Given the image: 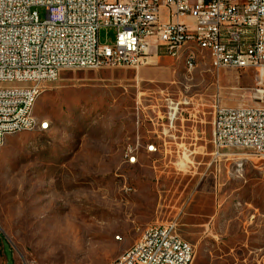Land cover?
Segmentation results:
<instances>
[{
  "label": "rangeland",
  "instance_id": "1",
  "mask_svg": "<svg viewBox=\"0 0 264 264\" xmlns=\"http://www.w3.org/2000/svg\"><path fill=\"white\" fill-rule=\"evenodd\" d=\"M116 34L103 27L100 44ZM200 55L192 73L164 56L44 83L34 112L48 129L0 147V264H108L147 225L173 220L192 264H264V160L212 145L217 96L264 105L261 77Z\"/></svg>",
  "mask_w": 264,
  "mask_h": 264
},
{
  "label": "built area",
  "instance_id": "2",
  "mask_svg": "<svg viewBox=\"0 0 264 264\" xmlns=\"http://www.w3.org/2000/svg\"><path fill=\"white\" fill-rule=\"evenodd\" d=\"M103 27L117 29L114 45L100 44ZM188 40L203 43L216 70L257 71L264 100V0H0V147L4 129L31 127L30 102L62 71L176 59ZM212 125L216 155L248 150L264 160V105L227 106L217 96ZM177 229L175 220L147 225L108 264H192L194 247Z\"/></svg>",
  "mask_w": 264,
  "mask_h": 264
},
{
  "label": "bare ground",
  "instance_id": "3",
  "mask_svg": "<svg viewBox=\"0 0 264 264\" xmlns=\"http://www.w3.org/2000/svg\"><path fill=\"white\" fill-rule=\"evenodd\" d=\"M201 52L205 53L203 43H201L199 40H188V43L182 44L180 46V51L179 53H177L176 57L184 58L186 68H188V63L193 60V67L195 68L201 60V56H202L200 55ZM41 93L42 91H38L37 100L41 95ZM36 102L37 101H31L29 104V121L31 127H25V128L13 127L12 129H4L2 135V144L5 142V140L9 135H13L25 131H32L35 130L33 129V127L39 126L38 119L34 112ZM41 124H43V129H48L47 123H41ZM127 156L131 157V159H136V156L134 155L132 149L130 148L127 151Z\"/></svg>",
  "mask_w": 264,
  "mask_h": 264
},
{
  "label": "crops",
  "instance_id": "4",
  "mask_svg": "<svg viewBox=\"0 0 264 264\" xmlns=\"http://www.w3.org/2000/svg\"><path fill=\"white\" fill-rule=\"evenodd\" d=\"M158 57H164V56H158ZM158 57H153L152 59H154V58H158ZM154 150H156V146H154ZM215 161H217V160H220V162H222V161H226V160H228V159H214Z\"/></svg>",
  "mask_w": 264,
  "mask_h": 264
}]
</instances>
